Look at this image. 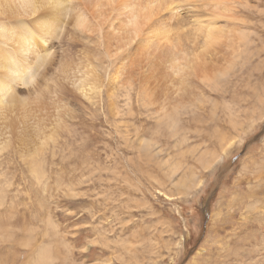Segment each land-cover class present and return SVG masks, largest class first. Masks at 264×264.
<instances>
[{"label": "rangeland", "instance_id": "obj_1", "mask_svg": "<svg viewBox=\"0 0 264 264\" xmlns=\"http://www.w3.org/2000/svg\"><path fill=\"white\" fill-rule=\"evenodd\" d=\"M68 1L49 33L42 11L0 14L35 46L0 40L20 68L0 91V264H264V0L197 2L183 26L216 32L161 58L157 33L102 40Z\"/></svg>", "mask_w": 264, "mask_h": 264}, {"label": "bare ground", "instance_id": "obj_2", "mask_svg": "<svg viewBox=\"0 0 264 264\" xmlns=\"http://www.w3.org/2000/svg\"><path fill=\"white\" fill-rule=\"evenodd\" d=\"M122 1L123 0H81V3H82L81 5H83L84 10H85V16L82 18L79 15L76 19V24H78V26H81L82 28H85L86 30L92 31V33H94V32L98 33L97 32V26H98V31H99L98 37H101L102 40H103V38H107V37L117 35L116 38L119 39L120 41H122V42H120V44L124 43L125 45H126V41L128 43H132L134 41L132 39L134 37H139L141 32H143V30H145V29H146V31H148L151 34L157 33L158 36H161L160 37L161 42L156 40L158 43L156 45H154V47H152V46H150V47H152V51H153L152 54L154 56L158 55L161 58L160 50H163L164 46L168 49V47H169L168 42L171 40V38H173V41H174V43H173L174 48H176L177 50H184V52L186 53L187 48H189V47L186 48L184 45V42L187 38L184 36L185 32L187 34H192L191 32H193L195 30H198L200 32H210V31L214 30V29H210V28L205 29V27H203V25H202L203 21H201V19L199 17L200 15L198 14L197 11H195V9H194L195 13H193L194 23L196 22L198 24L201 21V24H199L198 26H196V25L190 26V28H188V26L187 27L183 26L186 24V22L184 21V17L182 15L185 13L187 14V12H190V11L192 12L193 8H198L197 4H196L197 2L199 3L198 6H202V5L208 6V5L212 4L215 9L221 10V12L224 13V12H227L229 10H233V7L230 6V3L235 2L236 0H203V1H201V0H180V3H181V1L183 2L182 6L180 4L181 7L178 6L177 0H145L146 3H144L143 0H131L130 1L131 4H127L123 8L121 6ZM11 2H13V3L10 4ZM66 2H70V1H68V0H0V14L8 15L7 18L11 17V18H14L15 20H18L17 18H19V17L25 16V15L32 16L36 12L42 11L40 14H36L37 15L36 18H37V21L39 22V26H41L42 28H45V32L49 33L51 31V26H52L54 20L56 22L59 20L60 17H58V16L64 10V8L66 6ZM173 2L176 3L177 6H176V4L172 5ZM1 3H4L6 5V7L4 6V4L1 5ZM9 4L14 7L13 10H14L15 16L12 15V9L9 6H7ZM186 5H187V7L189 6L188 8L190 10L189 9L186 10V7H185ZM127 6H129V8H131V9L127 10V8H128ZM177 9L179 10V12H177ZM180 9H181V12H180ZM199 9H200V7H199ZM49 10L51 12H48ZM89 10L91 11L89 13L90 17H89V15H87ZM183 11H185V12L183 13ZM210 14H214V12H211ZM55 16H57V17H55ZM111 20L122 21L124 23H122V24L118 23L117 27H111V30H114V29H118V30L115 34L110 35V34H107V32H109L107 30L109 27H107V26L109 25V22H111ZM104 24L107 26H102ZM173 27H175L176 30L174 33H173V31L171 33L170 30H173ZM179 29H182V30L178 31ZM183 29H186V30H183ZM161 32H162V35H161ZM214 32H216V31L214 30ZM118 33H121V34H118ZM33 35H34V32H32L31 29L27 30L23 26L22 23L17 28V27H14L13 23L10 21L0 22V40L1 39H2L1 41L7 40V41H9V43L12 42L13 44H14L13 40H15L16 45H17L16 49H18L20 51V53L23 52V54L26 57H29L27 55L28 52L32 53L35 50V46L33 45V41L31 40L33 38ZM154 36H156V35H153V37ZM201 36H203V35H201ZM207 36H209V38H211V39H214L216 37L215 33L214 34H212V33L207 34ZM199 37H197V38H199ZM195 38H196V36H195ZM203 38H204V36H203ZM206 38H208V37H206ZM131 40H132V42H130ZM152 42H154V40ZM2 43H5V42H2ZM35 45L38 47L40 46L36 42H35ZM40 47H41L40 49H42L44 51L42 46H40ZM160 47H163V48L160 49ZM16 49H14V51H16ZM32 49H34V50H32ZM10 50L11 49H9V50L4 49V48L1 49V46H0V51H1L0 53H3V54H0V76H1L0 77V91L1 92L9 89L8 82H7L9 76H11L12 73H17L18 71H20L19 64L17 63V60L15 61V63H16L15 64L10 57V53H12ZM188 54H189V52H188ZM8 55H9V57H8ZM196 56H198V55L196 54ZM170 58L172 61V59L174 58V54L172 56H170ZM187 59H188V56H187ZM191 59H193V58H191ZM200 59L201 58H197L198 61L196 64L194 63L193 67H194V70L196 72L201 73V71L205 72L208 69L206 68L204 70V69L199 68V67H201L202 64H204V63H202V60H200ZM199 62L202 64H200ZM178 66L180 67V65H178ZM157 68H158V66H157ZM85 78H88V77L86 76ZM17 80H20V79H17ZM85 80H87V79H85ZM5 95L7 97L10 96V94H8V93L6 94V92H5ZM8 98L10 100V97H8ZM4 99H5L4 97H0V102H4L5 101ZM28 106H29L28 104H23V105L19 106V109L22 110L20 112H23V115L21 116L22 118L28 116L27 114H29V113L27 112V114H26V110H27ZM12 108L14 109V107H12ZM5 109H11V108L0 106V116H4ZM16 110H18V108ZM11 112H13L12 109H11Z\"/></svg>", "mask_w": 264, "mask_h": 264}]
</instances>
